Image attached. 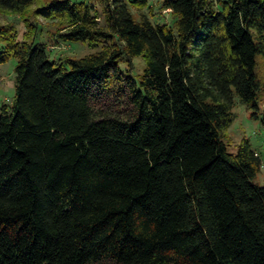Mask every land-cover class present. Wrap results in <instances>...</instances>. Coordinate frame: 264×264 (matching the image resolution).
Listing matches in <instances>:
<instances>
[{
	"label": "trees",
	"instance_id": "1",
	"mask_svg": "<svg viewBox=\"0 0 264 264\" xmlns=\"http://www.w3.org/2000/svg\"><path fill=\"white\" fill-rule=\"evenodd\" d=\"M99 2L103 24L91 1L42 10L65 41L102 45L79 58L0 26V63L18 59L0 113V264H264V163L223 140L236 97L260 109L264 0H163L172 24L134 15L150 0Z\"/></svg>",
	"mask_w": 264,
	"mask_h": 264
},
{
	"label": "rangeland",
	"instance_id": "2",
	"mask_svg": "<svg viewBox=\"0 0 264 264\" xmlns=\"http://www.w3.org/2000/svg\"><path fill=\"white\" fill-rule=\"evenodd\" d=\"M50 0H35L34 3L23 13L12 11L0 12V26H10L18 41L27 40L46 44L50 58L56 61L65 60L66 57L79 58L87 54L97 52L102 49L99 44L90 47L82 41H65L59 35L66 32V25L54 16L43 14V8ZM74 2L91 1L96 8L101 23L103 24V8L99 0H72ZM163 0H150L148 7H132L136 17L142 13L148 15L156 23L169 22L172 24V14L169 10H162ZM5 42L0 40V51L4 48ZM18 59L12 57L6 63H0V113L3 109L12 110L16 94V66ZM122 68L126 70L127 64L122 63ZM146 66L143 56H136L131 60L130 74L137 80ZM257 75L262 82L260 92V109L256 110V115H252L253 110L239 97H236V105L233 108V122L228 127L223 140L227 144L230 153H237L241 143L249 140L254 150L260 155L264 163V57L257 56ZM254 182L264 185V165L257 174Z\"/></svg>",
	"mask_w": 264,
	"mask_h": 264
}]
</instances>
